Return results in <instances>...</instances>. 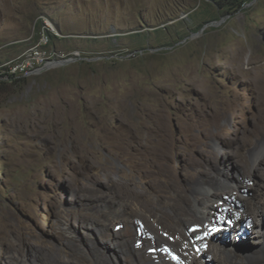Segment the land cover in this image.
Returning <instances> with one entry per match:
<instances>
[{
	"label": "rangeland",
	"instance_id": "rangeland-1",
	"mask_svg": "<svg viewBox=\"0 0 264 264\" xmlns=\"http://www.w3.org/2000/svg\"><path fill=\"white\" fill-rule=\"evenodd\" d=\"M35 50L40 67L60 65L0 81L8 84L0 92V264L121 262L119 248L87 226L113 225L110 190H124L125 175L146 189L148 164L138 145L127 147L126 129L159 141L156 126L181 148L170 159L178 181L156 177L150 203L171 214L190 189L185 151H216L214 163L206 155L201 164L234 185L215 193L232 216L250 218L237 231L226 225L217 253L228 264H264V224L255 221L264 214V170L257 174L254 158L264 149V0H0V66Z\"/></svg>",
	"mask_w": 264,
	"mask_h": 264
},
{
	"label": "bare ground",
	"instance_id": "bare-ground-1",
	"mask_svg": "<svg viewBox=\"0 0 264 264\" xmlns=\"http://www.w3.org/2000/svg\"><path fill=\"white\" fill-rule=\"evenodd\" d=\"M45 40L46 42L48 41L47 38H45L44 41ZM238 57L241 59V56L238 55ZM21 58L19 59L20 61L14 60L1 65L0 75H5V68L24 69L30 66V60L37 59V67H40L45 61L43 53L39 52V50H35L31 57ZM52 63H54V61L43 67L60 65L59 63ZM241 70H244L242 66ZM246 72L247 74L253 73L254 69L249 68ZM23 75L26 74H21V76ZM162 129L158 126L154 128L153 133L156 134L157 138H160L159 141L155 140L152 132L147 136L148 134H141L140 131L137 130L138 134L141 135L139 136L133 133L131 128L126 129L129 137L133 138L127 143V147H130L131 150L132 148L136 150L134 148L138 145L140 158L142 156L144 162L146 163L147 161L148 169L145 167V169L142 170L143 174H141L143 177L141 180H144L146 189L142 190L139 182L135 183L131 176L125 175L124 179H126L127 183L125 182L122 187L124 190H110L115 192L118 197L116 198L118 199L116 203L118 209L115 208L117 212H115L113 217V225L110 226L107 220H98L95 223L89 224L87 227L91 230H98V232L100 230V232L103 233V237L109 241L110 247L119 248L122 254V260L120 262L108 257H100L96 259L97 264H203L204 261L197 255L210 258H212V255H215L213 260H217L218 264H228L219 257L217 253L219 252V248L215 243V238L220 232L228 230L226 225H230L232 230L237 231L239 223L250 218L248 214L239 212L235 215L236 217L232 216V213L228 212L230 211L229 205L221 200V193H215L220 184L229 187L234 185L230 180L225 179L223 182L218 183L212 170L209 167H203L201 164L203 160H201V158H204L206 155L209 161L214 163L217 159L216 151L194 147H188L189 149L185 151L184 155L186 157L187 167H184L185 171L183 174L185 177L183 179L189 184L190 189H188L189 192L181 199V203L170 211V213L172 212L171 214H166L161 211L157 205L153 202L150 203L148 200L149 195H159L160 193V190L156 187L157 178L159 176H167L174 179L175 182L176 180L178 181V178L173 176V173L170 174L169 170L171 155L178 152L181 147L176 141L174 144H170L169 137H166L167 131ZM204 133L208 134L206 132ZM219 135L220 133H216L215 138L219 139ZM207 136H210V134ZM263 157L264 149L254 154L257 165L255 171L257 174L264 170L262 167L264 164ZM250 168L254 171V166ZM165 180L167 181V179ZM110 182L111 187L117 185L113 183V181ZM250 186V188H255L258 191L263 190L259 188V184L255 186L253 183ZM260 187L264 188V184H261ZM224 196L232 197V194L226 193ZM160 197H158V200ZM107 216L110 217V213H107ZM255 221L257 226L264 224V214L258 212L255 216ZM252 224H254V221H252ZM149 230L155 231L158 237L149 234ZM22 264L39 263L34 260L33 262L31 260H26L22 262Z\"/></svg>",
	"mask_w": 264,
	"mask_h": 264
},
{
	"label": "built area",
	"instance_id": "built-area-1",
	"mask_svg": "<svg viewBox=\"0 0 264 264\" xmlns=\"http://www.w3.org/2000/svg\"><path fill=\"white\" fill-rule=\"evenodd\" d=\"M41 43H43V38ZM47 68L48 67H37V59L30 60V66H27L24 69L5 68V75H0V81H5V79H17L21 77V74L35 75Z\"/></svg>",
	"mask_w": 264,
	"mask_h": 264
},
{
	"label": "trees",
	"instance_id": "trees-1",
	"mask_svg": "<svg viewBox=\"0 0 264 264\" xmlns=\"http://www.w3.org/2000/svg\"><path fill=\"white\" fill-rule=\"evenodd\" d=\"M16 82H21V81H16ZM8 86V84H4L0 82V92L4 91L6 89V87Z\"/></svg>",
	"mask_w": 264,
	"mask_h": 264
},
{
	"label": "clouds",
	"instance_id": "clouds-1",
	"mask_svg": "<svg viewBox=\"0 0 264 264\" xmlns=\"http://www.w3.org/2000/svg\"><path fill=\"white\" fill-rule=\"evenodd\" d=\"M250 221H247L246 223H243L244 226H243V229L242 230H245V227L246 229H248L250 227V224H249Z\"/></svg>",
	"mask_w": 264,
	"mask_h": 264
},
{
	"label": "water",
	"instance_id": "water-1",
	"mask_svg": "<svg viewBox=\"0 0 264 264\" xmlns=\"http://www.w3.org/2000/svg\"><path fill=\"white\" fill-rule=\"evenodd\" d=\"M68 62V61H67ZM49 68V67H48Z\"/></svg>",
	"mask_w": 264,
	"mask_h": 264
}]
</instances>
